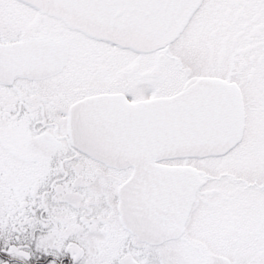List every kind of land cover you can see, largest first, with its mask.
I'll use <instances>...</instances> for the list:
<instances>
[{
  "label": "snow or ice",
  "instance_id": "6c2138e0",
  "mask_svg": "<svg viewBox=\"0 0 264 264\" xmlns=\"http://www.w3.org/2000/svg\"><path fill=\"white\" fill-rule=\"evenodd\" d=\"M0 264H264V0H0Z\"/></svg>",
  "mask_w": 264,
  "mask_h": 264
}]
</instances>
